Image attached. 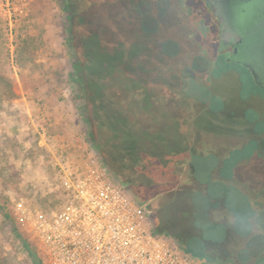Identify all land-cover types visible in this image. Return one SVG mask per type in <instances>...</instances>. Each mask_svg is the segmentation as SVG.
<instances>
[{
  "label": "rangeland",
  "instance_id": "1",
  "mask_svg": "<svg viewBox=\"0 0 264 264\" xmlns=\"http://www.w3.org/2000/svg\"><path fill=\"white\" fill-rule=\"evenodd\" d=\"M62 2L0 0V264L39 261L15 217L18 204L33 213L59 209L70 194L66 176L74 177L88 165L105 169L117 181L94 143L100 140L106 150L119 143L117 137L128 128L124 122L115 131L111 121L116 117L154 132L159 118L165 120L164 115L172 113L175 122L166 127L182 131L190 142L193 132L200 133L202 128V103H209L207 118H213L217 116L213 107L221 97H227L228 104L233 99L230 83H209L210 78L215 81L209 62L184 39L179 24L172 23L171 17L179 13V0H65L66 9ZM130 15L138 21H131ZM68 18L71 50L66 41ZM172 24L176 30L167 31ZM75 59L79 63L74 70ZM217 117L207 125L204 136L200 135L199 141H205L199 149L214 147L216 139L223 147L238 146L246 139L245 146H239L242 155L250 147L246 146L247 135L240 133V122ZM201 162L212 165L213 176H234L229 180L231 186L245 197L250 194L249 184L235 178L243 173L233 168L231 160L222 167L211 158ZM258 164L251 165L256 169L254 178L264 180V166ZM174 173L176 176L181 169ZM133 178L145 184L148 179L144 175ZM205 178L202 175L196 182L188 172L180 188L189 194L190 210L194 211L188 222L193 235L178 226L161 235L184 250L194 264H210L213 249L222 259L237 264L248 261L249 254L264 250V234L255 232L260 219L264 222V212H251L235 189L225 196L226 203L224 188L219 186L216 192ZM196 193L203 195L193 209L192 201L199 197ZM165 197H157L154 205L161 206ZM236 220L241 235L234 230ZM262 229L264 225L257 227ZM225 236L226 247L216 244Z\"/></svg>",
  "mask_w": 264,
  "mask_h": 264
},
{
  "label": "built area",
  "instance_id": "2",
  "mask_svg": "<svg viewBox=\"0 0 264 264\" xmlns=\"http://www.w3.org/2000/svg\"><path fill=\"white\" fill-rule=\"evenodd\" d=\"M67 202L49 213L15 208L40 264H194L153 231L145 209L96 165L66 176Z\"/></svg>",
  "mask_w": 264,
  "mask_h": 264
},
{
  "label": "flooded vegetation",
  "instance_id": "3",
  "mask_svg": "<svg viewBox=\"0 0 264 264\" xmlns=\"http://www.w3.org/2000/svg\"><path fill=\"white\" fill-rule=\"evenodd\" d=\"M179 4L180 14L171 17L172 23L179 24L184 39L209 62L215 72V81L210 78L209 83H230L235 95L230 104L225 102L227 97H221L214 114L239 121L243 131L264 142V0H179ZM130 19L138 21L137 16L130 15ZM174 25L167 31H175ZM209 110L206 107L203 114ZM250 145L252 157L264 159V143L252 139ZM261 262L264 256L257 260L250 256L240 264ZM209 263L237 264L217 253H212Z\"/></svg>",
  "mask_w": 264,
  "mask_h": 264
},
{
  "label": "trees",
  "instance_id": "4",
  "mask_svg": "<svg viewBox=\"0 0 264 264\" xmlns=\"http://www.w3.org/2000/svg\"><path fill=\"white\" fill-rule=\"evenodd\" d=\"M62 6L66 9L65 0L62 2ZM67 21L66 41L68 48L71 50V26L69 18ZM78 63L76 59L72 62L71 66L74 70L78 67ZM178 121L182 122L183 119ZM111 122L115 126V131H118V125L125 124L124 122H126L128 129H126L122 137H117L119 143L113 145L109 150H106L105 144L101 143L100 140L94 141V143L96 149L102 153L109 169L116 175L117 181L125 193L141 202L142 205L151 201L146 205L145 209L149 221L153 224L154 233L162 234L164 233L163 229L174 231V226H178L181 230L182 228H187L186 226H188V222L194 211L190 210L188 203L189 194L180 189L185 184L183 176L190 172L194 180L200 182L202 175H210L213 169L212 165L203 166L198 160L199 152L194 151L193 148L186 149V146L182 142L186 136L184 137L182 134L170 135L167 132L166 119H162L161 122L159 121V128L154 132L137 129L134 127V124L129 125L131 121L128 123L127 120L123 121L120 117H116ZM175 131L177 132L178 130L175 129ZM177 161L182 162L181 166L175 163ZM171 164L173 165L171 166ZM178 168L181 169V173L175 176L174 169ZM123 172H127L128 175H125ZM137 175L148 177V179H145L146 184L139 179L133 178ZM157 175L162 178L160 177V180H155ZM141 187L144 190L141 191ZM149 189L152 193H150ZM196 194L199 197L194 200L192 199L193 209L198 208L202 200L201 195H203ZM168 195L169 197L172 196V198L168 197L167 199ZM162 196H166V201L159 207L155 206V199ZM38 264H40V261H38Z\"/></svg>",
  "mask_w": 264,
  "mask_h": 264
},
{
  "label": "crops",
  "instance_id": "5",
  "mask_svg": "<svg viewBox=\"0 0 264 264\" xmlns=\"http://www.w3.org/2000/svg\"><path fill=\"white\" fill-rule=\"evenodd\" d=\"M221 88H222V85H221ZM229 90H231V88H229ZM221 94H224V93L222 92L219 95H221ZM230 95H231V98H233L235 96L232 91L230 92ZM202 104L205 107L200 110L201 112L199 114H203L204 113L203 111H204V109L207 107V105L209 103L204 102ZM208 108H210V107H208ZM159 112H161V111H159ZM161 118H159V121L160 122L162 120ZM164 118L167 120V124H172L173 125V123L175 122V117H174V115L172 113H169L168 115L167 114L164 115ZM214 118L216 119L218 117L216 115H214L213 118H207V113L206 114H203V117L201 118L202 119V128L199 129L200 133L193 132V136L191 137V141L190 142L188 141L187 136L182 131H177L176 132L175 131V128H173L172 125H170L171 127H168L167 128V132L170 135H172V136L174 134H182V135H184V137L186 136L185 137V140L183 139L184 141H182L183 142V145L186 146V149H188V148H191L192 149L193 148L194 151H198L199 152V154H198L199 155L198 160H199V162L201 164H203L201 161H204L206 158H208L210 160V158H211V160H213L214 162H216V163L218 162L217 163V164H219L218 167H222L225 162H227L228 160H231V162L234 163L233 164L234 165L233 168H235V170L239 169V172L240 173H243V175L235 176V178L238 181H240V180L243 181L244 180V181H246L247 184H249V187H247V188H248V192L250 191V194H248V196L245 197L244 196L245 194H243V192H241L240 190H237L234 186H231V183H229V180L233 179L234 176H232L231 178L230 177L224 178V177H221V176L218 177L217 175H214L213 176L212 171H211L210 175H207V174L205 175V177H206L205 178L206 179L205 181L208 184L215 185L214 187L212 186V188H214V190H216V192L220 190L219 189L220 188L219 186H222L224 188L223 189V193H224V196L223 197H224V200H226V203L228 201L225 198V196H227V198H228V195H230V191H232V189L237 190L238 191L237 193H239L240 196L244 197V199L247 201V203H249V205H250V211L252 212V210H254V211H256L257 215H260L262 212H264V180H263V177L257 178V179L254 178L255 177L254 176V173H256V169L252 170L251 165H252V163L254 161H258L259 162L258 165H262V166H264V163L261 164V160L263 159L262 157H257V156L252 157V153H253L254 147L252 148L250 144H252V139H254V138H253V136H251L248 133H246L245 131H243L242 130V127H241L240 133L246 134L247 137L249 138L248 145H246V146H247V148H248V146H250V148H248L247 150L245 149L246 152L244 151V149L242 150L243 151V154L240 155L241 157L238 154L241 151V149H240L239 146L240 145L241 146H245L244 141L246 139L240 145H238V146H230V145L227 146V145H225L224 147L220 143H218L217 142V139H216V143L212 144V145H214V147H209L210 149L203 148L204 147L203 146V143L205 141V138H202V141L201 140L199 141L200 135L204 136V130L206 129L207 125H209V126L212 125V122H213ZM181 119L185 120L184 117L183 118H180L178 120H181ZM197 136H198V138H197ZM260 139H262V137H257V140L258 141ZM187 142H188V144H187ZM199 145H202L203 147L201 149H199L200 148ZM242 148H244V147H242ZM233 152L236 153V154H238V155L237 156H233V154H232ZM244 152H245V155H244ZM227 154H228V156H227ZM234 158H235V160H234ZM249 169H250V171H249ZM253 171H254V173H253ZM237 173H238V171H237ZM224 190H226V192H224ZM235 190H233V191H235ZM220 193H221V191H220ZM235 193H236V191H235ZM237 193H236V196H238ZM230 199L233 202L232 196H230ZM231 200H230V202H231ZM255 204H256V206H255ZM260 220H261L260 221V224L258 225L259 227H261V225L262 226L264 225L263 224L264 223L263 220L262 219H260ZM236 223H237V220H236V222L233 225L235 227L234 230L236 231V234L241 235L242 232H240L236 228ZM257 227L255 229V232L260 233L258 236L264 234V230L262 229V230L259 231V230H257ZM186 230H187L186 233L189 234V236L193 235V233H194L193 232V229L190 230L189 224H188ZM162 231H164V233H169L170 232L169 229H167V230L163 229ZM183 233L184 232L181 231L180 234L182 235ZM226 238H228V236H225V238H223L220 242H217L216 244L223 243L224 245H226ZM248 238L250 239L251 238V235H249ZM178 239L181 240V237L179 236ZM216 244H214L213 246L215 247ZM224 247H226V246H224ZM262 248H264V247L262 246ZM243 249H240V250H243ZM211 251L213 253H216L214 249L211 250ZM250 256H252L253 259H256L257 260L260 257L264 256V250H260V251H258L256 253H251V254H249V257ZM242 262H247V261L245 260V261H242Z\"/></svg>",
  "mask_w": 264,
  "mask_h": 264
},
{
  "label": "water",
  "instance_id": "6",
  "mask_svg": "<svg viewBox=\"0 0 264 264\" xmlns=\"http://www.w3.org/2000/svg\"><path fill=\"white\" fill-rule=\"evenodd\" d=\"M150 203V201L148 203H146L145 205H148ZM260 264H263V262H261Z\"/></svg>",
  "mask_w": 264,
  "mask_h": 264
}]
</instances>
